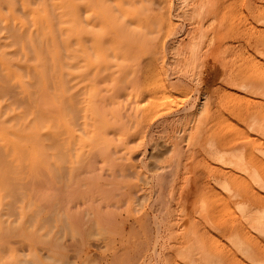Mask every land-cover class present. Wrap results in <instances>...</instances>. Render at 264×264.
<instances>
[{"label":"rangeland","instance_id":"obj_1","mask_svg":"<svg viewBox=\"0 0 264 264\" xmlns=\"http://www.w3.org/2000/svg\"><path fill=\"white\" fill-rule=\"evenodd\" d=\"M77 1L79 2V0H76V2ZM88 1L90 3L91 2L92 3H94V2L96 3L97 2V5L94 3V5H96V6L91 4V5H93L95 7L97 12H99V11L101 12V10H102L106 14L108 13V15L110 17H112V15L114 14V17H116V18L114 19V17H113V19L117 23L127 26L128 31L132 32V34H133V32H134L133 29H135L136 23L132 24V23L129 22L130 20H128V19H127V21H125L126 18L124 19V16H122V13H123L122 11H121V13L118 11V3L115 0H98V1L97 0H88ZM152 1H148V0L147 1L146 0H122L120 2L119 5H122V3H123L122 6L126 10L128 9L129 6H130L129 9H131L132 8L131 6H133L136 9L140 10L139 11L140 19H142L140 14L142 16L144 15V18L142 19V21L150 20V22H152V24L155 23L154 24L155 26H153V27H154V31H155V29H157V31H155L151 35L147 34L150 37L145 38L146 42L148 41L147 43H149V41H150V43H151V45L148 47V45H146L147 43L144 42L145 39L143 38V36H145L144 34L146 33V31L143 28H144V26H146L144 24H146V23L148 24L149 21L148 22H143L144 24L142 25V23H140L141 20L138 18L140 21L138 19L137 20L139 22L136 20V22H138V24H139V25L137 24L136 28L138 29V27H139V30L141 28L142 31H145L144 34H143V32L141 33V36H142L143 40H141L142 38H139V37H141V36H139V33H140L141 30L140 31L136 30L137 33L134 32V34L136 36H138L137 38H139V40H141V42H143V44L145 43V45H146L145 48L148 47L147 48L148 50H147V53H146V50H144V48H142L145 45L144 46L141 45L142 47H140L139 44L141 42L140 41L138 42V40L135 39L136 42H138L137 47L143 49V51H140L143 56L141 57L139 51H137V50L134 51V49H129L130 50L129 52L131 54H133V52H135V55L132 56V57H131V55H129L130 59H127V61L125 60L126 59L125 56H127V54H130V53L129 52H126V53L122 52L124 50V47H123L124 45L122 46L123 49H122V47L119 46L122 49L121 50L119 47H117V42L112 41V39L114 40L116 38V36L113 33H108V36L105 37V41L107 42L111 38V36H112V39H110L111 41L109 40V42L105 43L104 46L106 45L105 48L107 49V51L105 52V55H106L107 52L111 53V54H109V56L106 55L107 59L110 58L109 60H110L111 66H109L108 62H106L107 60H106V56H105V61H104V63L102 62L100 64V66H101V69H106V70L101 71V75H102L101 76V80L98 81L100 84L95 85V87L97 86L95 88L96 92L98 93L97 97L95 98V96H96L95 94H94V97H92L93 96V92H92L91 93L92 96L89 98L90 102H91V105H94L96 107L104 106L105 109H110V110H106V112L107 111L111 112L113 109L114 110L117 109L120 116H124L125 115L126 117L125 116L124 117H120L119 116L120 119H123L122 121L117 120V121H120V122H117L116 120H112V121L111 120H105V121L110 122V123L106 122V123H108L107 126L109 127L108 128L106 126L107 130L104 129L105 127L103 128L101 120H90V121L88 120L89 123L88 122L84 123V120H78L76 129H75L76 134L80 135L83 139H86L87 141H90V143L92 145H93L92 142H95L94 145H96L97 143H99L97 141L100 140V142H102V139H106L108 142L111 141L110 143L112 145V148H113L114 152L117 153V155H118L117 157H119V155H120V157L118 159L119 162H118V160H117V162L119 164H121V165L118 166V163H117V168H115L113 166L115 168L113 170H115V171L119 170L118 172H121V173H122V170H124L123 173H122V175L125 173L124 176L119 175L121 173H118V172H116V173H118V174H116L115 171H113L110 168V166H109V168L112 171L109 172L108 166L107 167H103L104 165L101 164V162H100L101 166H99V164L97 166H99V169L101 168L103 170L102 173H99L100 170L97 171V168H96V170L93 171L92 174H93V177H94V175L96 176L98 174H100V175H102V174L104 175L105 174L104 178L101 177L100 175L96 176L97 177L96 179L101 177V179H102L101 180V184H106L104 182H107L109 184L112 181L111 177H113V176H110V181H109L108 180L109 179V175H112V174L115 175L116 174L115 177L118 175V177L116 178L117 183H118V180L121 181V183L120 184L118 183L117 186L114 185V184H116L115 178H113L114 179L113 182L114 181L115 182L114 183L111 182V183H112V186L114 185V188L116 186L115 189H118L117 188L118 185H121V187H119V189H121V190L119 191V189H118L117 193L114 190L115 191L114 194L112 192L109 193V191H108L109 195L111 194L110 197H109L108 193H107V195L103 194V191L102 192H98V195H99L98 196L96 191H94L95 193L92 192L93 191V189H92L93 187L92 188L90 187L91 189L89 188V186H91L92 184L88 185V183H90V182H88L89 181L88 180L87 181L88 182L87 185H85V181H83L84 185L83 186L80 185V186H82V188L80 187V189L78 188V185L76 183H74L73 185H75V187H72L71 190H66L67 192L69 191V192H71L73 194L72 195L70 193L73 196V199H72V196H70L69 194L65 193L63 195L66 198H64V200H63L62 197L60 196L62 193H60V195H58L59 191H57V189L53 185V183L50 184L51 187L48 186V189H47V186L40 185V181H41V184H42L44 182L45 178H44V176L42 177V175H41L42 172L40 170H38L39 168L35 167L37 164H35L34 167L38 168V169H36V170L34 168L32 169V166L30 164L29 166H31L32 171L28 170V169H30V167H29L28 169L25 168V170L27 169L26 172L25 171H23L24 173L21 172L22 175H25V173H27V178L26 179H25L26 175L24 177V176L21 175V173H19V175H21L20 176L21 179H18L19 176H17L18 173L15 170V168L17 166H14V165L19 163L18 164L19 167L16 168V169L18 170V172H20L21 169H22L20 164L21 163L23 164V162H25L24 166L26 164H29L28 161H30L32 159V154L31 153H30L31 159L28 160L27 158H28L29 153L24 151L25 152L24 154L28 153V155L26 156L27 158H25L27 160V163H26L25 160L24 161H19L17 159L18 154L15 155V152H14V155L12 154L13 155L12 156V161L14 159L15 160L17 159L18 161H17V163L14 162V164H12V166L15 167V168L12 169V167H10L12 162L10 161L11 162L10 163L8 161L10 166H8L9 164L7 162V160H11L10 159L11 157L7 159L8 155L10 153H8V154L5 153L4 154L3 152L0 151V159H1L0 160V213H1L0 214V238H1L0 239V249H1L0 250L1 251L0 252V264H11L12 262L14 263V261L12 259H14V258L17 259L19 257L20 258L17 259V260L18 261L19 260L23 261L22 264H25V262L27 263V261L31 262V264H34V263L35 264H39V262L37 263L34 259H32L33 257H36V256H37L36 257L37 261H40L41 264L42 263L43 264H52V262H53V264H55V263L56 264H122V263L123 264H182L181 261L178 259V257H176L177 256L176 247L178 248V246H179L177 244L179 243V237L180 236H178L179 235L178 232L176 234H173L174 235L173 236V235L170 234V232L168 230H166V227L164 225L165 223L162 221V216L163 215H167L169 213L170 216L171 215L174 216V221L172 220V223L175 224V225L176 224L180 225L181 221H183L182 219H184L186 215H187V217H189L188 216V213H189V215L192 214V215H190L191 218L195 216L194 218H192V220L195 219L194 221H196V222L198 221L199 222L200 221V219H199L200 218L199 217L200 214L198 212L199 208L196 209V207L199 206L197 204H200L199 203L200 199L201 200L203 199L202 198V194H200L201 196L198 195L199 193H201L200 190H202V193L204 192L203 195H205L207 193L206 196H203V197H205L207 199V196H208V201H209V199H212L211 201H213V202L212 203L210 202V204H213V206H215V205H217L216 203L219 202V204L217 206H220V207L223 206V202H224L225 199H227V197L223 193L222 189L220 187H218L216 184H217L218 180H222L223 178L226 177L225 174L231 175V173H230L229 169L224 168V166H222L219 163H217V161L213 157H211L209 155L211 153V151H209V149H210L209 146H210V144H213L215 147H218L217 145L220 146V143H221L222 145H224V147L226 146L225 148H229V147H231L230 145L234 144V142L236 141V139H233L234 137L230 136L231 138H229V137L227 138V134H229V132H228L229 131V127H228L229 124H226V123L227 122L229 123V121L237 122L236 118H238L239 120L242 119L241 121L245 122V120H243V118L245 119V117H246V114H244V112L247 111V109H248L247 107H249L248 106L249 102H250V105H251L250 107L252 108L251 109L249 107L250 111H254V112L257 111L256 112L257 114L260 113L262 110L264 111V103H263L264 102V97L261 98L260 93H257L258 95H256L255 94L256 92L254 94L250 93L251 94L250 95V94H248L249 90L245 91V90H247L246 88H245V90H243L244 89L243 87H245V84H246V82L244 83V81H246V78H248L251 75H253L252 73H254L255 76H256V74L259 76L261 74V71H263L262 73L264 74V56H262L263 54L262 55L259 54V52H260L259 51L260 44L264 40V38L261 36V35L264 34V20H263L264 19V0H218V1L214 0L213 7L215 9H217V12L214 11V15H215L214 17H216V15H218L217 16V21L215 19L216 23L213 22V24H212L213 26L210 25V28L212 29L211 32H210L209 26H208L209 31L206 30V31H208L207 34L209 35L208 37H210V38H207V41H206L207 44H204L207 48L204 47V49L205 48L206 49L205 50L203 49V51H202V53L200 55V59L198 61V64L201 63V64L198 65V69H197V73H196V74H198V77H197V75L190 77L188 75H185L183 72L179 71L180 69L178 67V62L180 60H183V56H176V54L173 52L174 51L173 47H176L178 43H181V46L185 49V51L187 50L186 48H190L191 45H192V43H189V42H192L191 37H190V31H191L192 27L190 26L189 19H187L184 16L183 12H184L185 9H186L185 11L189 10V7L196 8V7H194V5H195L194 3H197L196 2L197 0H194L195 2L193 1L194 2L193 6L190 3H187L188 6H186L187 4H185L183 6L180 5L181 4V0H168L167 4L166 3H162L160 0H152ZM158 1H160V2H158ZM98 3H99V5H98ZM160 3H162V4H160ZM159 8H160V10H159ZM192 8H190V10H193ZM160 12H166L167 13V15H164V17L166 16L164 19H161V20L159 19V18H163L162 13H160ZM146 15H147V17H145ZM24 19L27 21V25L23 29H21L19 27H15L14 24H13V21L11 19L9 20L10 23L8 22V23H4V24L1 23V22H3V20L0 19V34L6 35V37L8 36V38H9V40H8V38H5V36L3 38L0 35V37L2 38L0 40H3V41L5 40V42H7L8 44L10 43L11 46L14 45L13 47H10V45H8V44H4V45L2 44L1 46H3V48L1 50H2V52L7 51L6 49L5 50H3V49L5 47L7 48V46H9L10 48H12L11 50L16 51L17 55H16L15 52H12V54L14 56L13 57L14 59L17 57L16 58L17 61L18 60H19V62H20V60L23 61L24 55H25V57L27 56V58L25 60L29 59L31 61L32 60L35 61V56L33 57L32 54L35 55L34 51L39 53L40 51H42L41 50L42 48L40 49L41 45H40L38 39L36 38V36L33 37V42H30L29 34L33 31L34 28L32 29V26H31V23L29 22V19L27 20L25 17H24ZM90 19H92V18H90ZM107 19L109 20V17H107ZM165 19H167V20H165ZM162 20L165 21V23H167V24H165ZM26 21H25V23H26ZM4 22H6V21L4 20ZM82 22L85 23V19H83V16H82ZM91 22L92 23L96 22L95 18H93L91 20ZM159 22L161 23V25H160ZM133 23H134V21H133ZM149 24L152 26L151 23H149ZM164 24L166 26H164ZM9 25H11V26H9ZM133 25H135V26H133ZM158 25H159V27H158ZM167 25L168 26L170 25L167 28L168 31L165 30L166 29L165 27H167ZM6 26H8L7 28H9L8 29L9 31L7 29H5ZM197 26H199L198 23H197V25L195 27L197 28ZM10 27H12V28L14 27L16 29L15 30L13 28L15 30V33H14V30L11 29L12 32H13L12 34L14 36H12V34H11ZM132 27H133V29H132ZM160 27L164 28V29L162 28L163 31H161V30L159 31ZM87 29L92 30L91 26L87 27ZM156 32H157V34H156ZM168 32H169V35H166V34H168ZM259 33H260V35H259ZM160 34H162V35H160ZM147 35H146V37H147ZM156 35H158L159 38ZM107 37L109 38L108 40H107ZM154 37H155V39H154ZM149 38H151V40H149ZM258 38L259 39L263 38V40L261 39V42H260V40ZM156 39L157 40L158 39H162L167 44V45H165V51L164 52H163V50H160V49H157V48H156V50L158 52L155 51L154 49L151 50V46L153 48H155L154 47V42L157 41ZM208 39L209 40L211 39V41H209ZM257 39H258V41H257ZM3 41L2 42L0 41V42L3 43ZM110 42H112L114 46L116 45L115 47L117 48V50L115 49V47L113 45H112V50L110 49V45H111ZM258 42H260V43H258ZM160 43H158V45ZM119 44H121V42ZM255 44L256 45L259 44L258 45L259 47L257 46L258 48H256L254 46ZM31 45H33V47ZM155 46H157V45H155ZM19 47L20 48L23 47V48L20 49ZM24 47L27 50L24 49ZM89 48L90 49L88 50V52H90V50L92 51L90 46H89ZM255 49H257L259 52H257V50H255ZM11 50L9 49L10 52H11ZM126 50H128V49H126ZM28 51L30 53H28ZM113 51H114V54H113ZM119 51H120V53L126 54L125 56L122 54V57L125 58L124 60L119 61L122 58L120 57V59L117 60V56H114L116 54H119ZM144 51L146 53L145 55L143 54ZM23 53H24V55H23ZM93 53L94 52H92V56L89 55L90 59L92 61V64L96 63V61H97V58H95L96 55L93 56ZM138 53H139V55H138ZM151 54H152V56H151ZM18 55H20V56H18ZM42 55H44L43 51L41 53V56ZM44 56L42 58H44L46 60L47 56L46 55H44ZM119 56H121V55H119ZM30 57H32L33 59L32 58L30 59ZM25 60H24V62H26ZM22 61L20 62V64H22ZM34 61H32V62L35 63ZM46 61H45V63H46ZM252 62H254V65H255V63H256L257 66L259 64L260 65L258 67L256 65L253 66ZM47 63L50 65L51 62L48 60ZM130 65H132V66H130ZM116 66H118V67H116ZM110 68H112V71L110 70ZM115 68H118V69H115ZM26 69H27L28 72L26 71ZM133 69L136 70L137 75L134 72L135 70L133 71ZM148 69H150L151 71H149ZM30 70L31 69L25 68V69H23V71L26 72V75H25V72L22 73V71H21V73L23 75V79L25 80V78H26L25 81L27 82V84L28 85L30 84L29 86H27V84L25 83L26 87H28L27 89H29L30 92H32L31 93V97L29 96V94L27 92H25L23 89L19 88L17 83L12 78L9 77L10 78L9 80H11V82L13 81L12 83H9V81H7L8 80V76H6L7 80L3 79V78H5L4 75H6V74L4 72H2V74H3V76H2L1 73H0V82L2 83V84L0 83V107H4V105H6V101L8 99H9L8 101H10V102H7L8 103L7 106L12 107V106H14L16 104L15 108H13V109H18L19 112H21V109H22L21 113H23V108L26 109L25 111L28 110L27 111V113H28V112H30L29 108H32L33 106L35 107V104H37V102H38V101L35 102V99L37 100L39 98V97L37 98V95L40 96V94H38V90L37 89H40L41 86L39 85L40 80H39V76H38V74L36 72L35 73L37 74L36 75L37 77L35 76L34 71L32 72V70H31L32 73L28 74V77H27V73H29ZM108 70L111 71V72L110 71L108 72L109 75L107 73ZM122 71H123V73H122ZM0 72H1V70H0ZM88 72H89V74H91L93 76V79H92V76L89 77V78H91V81H94L93 72L91 70H89ZM119 72H121V73L118 74ZM124 73L125 74L127 73V75H124ZM133 73H135V74H133ZM248 73H250V74H248ZM114 74L118 75V76H114ZM128 74L131 76V78L134 76L133 79H131L128 76ZM139 74L140 75H143V74L146 75V77L148 79L152 78L153 81L156 82L157 84L156 83L153 84V81L151 80L152 81V85H153L152 86L151 85V81H150V83H148V79L146 81L144 75H143L144 80H141L143 78L141 76V79H140ZM263 74H262V77L259 76V81L264 78ZM29 75L32 78L36 77V79L34 78L32 80ZM104 76H106V77L104 78ZM156 76H159L161 78L158 77V79H157ZM228 76H229V79H228ZM258 76H257L256 81L258 80ZM119 77L120 78L122 77V79H120ZM155 77H156V79H155ZM126 78H128L129 81H131V80H133V82L135 81L134 83L138 82V84H136V85L134 84L135 85L134 87H136V86L139 87L140 86V88H141V86L143 84L141 89H143V91L145 90L144 91L145 94H143V93L141 94V92L138 93V95H140V96L142 95L141 98L138 95H136L137 92H138L137 91L138 88L137 89L133 88V89H136V90H133L132 87H131L132 85H130V87H131L130 88L128 86V84H131L132 81L129 83V82H127L128 80ZM119 79L123 80V81H124V79H126V83H125V81L124 82L123 81L120 82ZM136 79H137V81H136ZM138 79H140V80H138ZM34 80H36V81H34ZM114 80L118 81V82L115 83ZM101 81L103 83H101ZM106 82H108V85H107ZM34 83H35V85H34V89H33V86L31 84H34ZM119 83L121 85H119ZM242 83H244V84L242 85ZM4 84H7V85H4ZM95 84H97V82ZM117 84H118V86H117ZM113 85H114V87H113ZM115 85L117 87H115ZM16 86H18V88L20 89V92L24 91L23 95H22V93L21 94L17 93L19 91H18ZM99 86H100V88H99ZM122 86H123L124 90L122 89ZM37 87H39V88H37ZM149 87H153V88L155 87V88L154 89L150 88L151 89V91H150ZM16 90H17V92H16ZM32 90L33 91L35 90L37 92L36 97H35L36 92L34 91L35 92L34 93ZM126 90H127V92H125ZM13 91L16 92V93H14ZM90 91H91V89H90ZM132 92L135 93V94H133ZM128 93H130V94H128ZM26 94H27V96H26ZM108 94H110V95H108ZM152 94H154V96L157 97V98H154L152 96ZM20 95H22V96L20 97ZM135 95L139 97L138 102H137V99H136ZM257 96H259V97L257 98ZM27 97L32 99V104L33 105L31 104V100L30 99H29V101L26 100ZM133 97H135V99ZM22 98H24L27 102L24 99H22ZM91 98H93L92 100H95V102L92 101ZM104 98L106 100H103ZM20 99H22L21 101H23L26 106L24 105L23 102L20 101ZM206 99L209 100V101H207ZM230 99H232V100H230ZM152 100H154L155 102L153 101V103H152L151 102ZM156 100H158L159 103L162 102V101L163 102L166 101L165 102V106H164V104L160 103L161 107L163 106L162 108H166V109H161V107H160L159 111L154 109L156 107L155 103H156V105L158 103ZM15 101H16V103H15ZM203 101L211 102L212 105H210V108H212L211 111H212L213 115L211 116L212 118H209L206 121L202 120L205 125L201 122L200 127L198 128V130H199V133H198L197 132L198 130L196 129L198 127V125H196L197 124V122H196L197 120L196 119L194 120V118H195L194 114H195V112H197V110L199 109L200 104H202ZM255 102H256V104H255ZM257 102H259V103H257ZM137 103H138V105H136ZM233 103L236 104V105H234ZM150 104H152L154 106V107H151V108H153V111L154 110L157 111V112L154 111L155 112L154 116L157 113L158 116L157 115L156 116L158 117V120L156 119L157 117L156 118L153 117L156 120H154L151 116L148 117V113L150 114L152 112V109L151 110L149 109L150 106H151ZM253 104L255 105V109H254V105ZM258 104H260L261 106L258 105ZM257 105L259 106L260 109H258V107L256 108ZM16 106H17V108H16ZM20 106L21 107L24 106V107L21 108ZM38 106H39V104L36 105V108ZM111 107H112V109H111ZM147 109H149L151 112L149 110H147ZM35 110L33 109L31 112H33V111L36 112ZM120 110H121V112H120ZM140 110H142V111L140 112ZM160 110H162V112ZM238 110H239V112H238ZM240 110H242V112ZM25 111H24L23 114L26 115ZM235 111H236V113H235ZM233 112H234V114H233ZM237 113H239V114H237ZM121 114H124V115H121ZM159 114L162 116V118L161 117L159 118ZM240 114H242L241 115L242 117L240 116ZM141 115H142V117H141ZM79 117H80V115H79ZM138 117L140 119H142V120L138 119ZM230 118H234L235 120H228ZM129 119H132V120H129ZM175 120H180L181 124L174 131L172 129L173 128L172 125H174V124H172V122L174 123ZM13 121L16 122V120H13ZM13 121L11 120L12 126H11V123H9L10 121L8 122L6 120V122L4 124H3V121H0V128H2L1 131H3L5 129L3 127H5L4 125L7 122L10 124V125L8 124L7 126H11V127L15 126L18 130L19 129L22 130V131L25 130L26 132L23 131V132H25V134H27V132H28L27 128H26V125L30 126L28 128H30L31 131H30V133L28 132V134L32 135V138H33L32 141H34V142H31V143H33L34 146H35V149H37V150H35L34 154H36V155L39 154V152H38L39 150L37 148L39 146V143L37 142V140L39 139V136L36 137L37 136V131H38L36 129H37V127H39L38 126L39 124L37 125V123H39L40 120H30V121L29 120H25L27 123L25 125L23 124V126H21L22 123H20V122L23 121V123H24V120H22V121L20 120V122H18V120H17V124L20 123V125H17V126H16V124H13ZM123 121H124L125 124L121 123ZM111 122H113V123H111ZM165 122L168 125H165ZM51 123H52L51 121H50L49 124H48V122L43 123V128L46 127L45 128L46 130L49 128L51 133H57L58 131H55V129H53V128L55 126V128L57 130V127L59 125L57 126L56 122H54V121L52 123L53 126H52ZM106 123L104 125H106ZM224 123L226 125H228V126H226ZM45 124H48L49 126L45 125ZM169 124H172V125H169ZM31 125H34L33 128H32ZM114 125H116V127L118 126L117 127L118 129ZM87 126L89 128H87ZM113 126L115 128H113ZM169 126H170V128H169ZM22 127H23V129H22ZM24 127L26 129H24ZM122 127H124L126 130H128V128H129L128 132H124L125 129L122 128ZM16 128H15V130L17 132L18 130ZM45 129H43L42 131L45 132L46 131ZM52 129H53L54 132L52 131ZM119 129H121V130H119ZM33 131H35L36 134L33 133ZM101 131H102L103 135L100 134ZM4 132H5V130L2 132L3 134L2 133H0V134L5 135L6 132H5V134H4ZM19 132H21V131H19ZM196 132H197V134H195ZM220 134H222V135H220ZM64 135H65V133H64ZM95 135H99L100 139H95V138L98 137V136H95ZM169 135H172V137H173L172 140L173 141H169V139H168ZM11 136H13V135H11ZM85 136H87L88 138L85 137ZM261 136H263V135H261ZM15 137H16V135L14 136V139H16ZM48 137L50 138V136H48ZM215 137H216L217 140L215 139ZM52 138H53V141L51 140V142L54 144L56 142V139H54V137H52ZM66 138L63 136V138H62L63 141L64 140L66 141ZM211 139L213 140V143L211 142L212 141ZM30 140H28V141H30ZM261 140L264 141V137L263 138L261 137ZM22 141L25 142V140H22ZM48 141H49V139H48ZM229 141L233 142V143H228ZM78 143L80 144L79 139H77V140L74 139L73 142H72V144H74L75 148L76 147L79 148V149H77V148L74 149V146L72 145L73 146V150H72V152H70L71 155H73L72 158H73L74 161L77 160V157L81 158L82 160L86 159L84 161H87L88 159L86 158L87 156L85 157V155H86L85 153H87V151L89 150V147H87V146H85L83 144L79 146ZM172 143H174V144H172ZM0 144H2L1 141H0ZM35 144H37V145H35ZM119 144H121L123 148L121 147V145L118 146ZM207 146H208V151H207ZM1 147H3V146H1ZM82 147L85 148V149L81 151ZM126 147H128V149H130V150L126 151L127 150ZM220 147H223V146H220ZM177 150H178V152L183 154V156H180L181 154L178 153ZM74 151H75V154H74ZM1 153H3V154H1ZM68 154L69 153L65 154V156L63 158L64 160L66 159L67 163L66 164L64 162L63 163L66 165L65 167L67 169H65V167H64V172H63V170L61 171V173L63 172L62 175L65 176L66 181H67V179L69 177V172H70L68 170V167L70 166L69 165V158L67 159V155ZM5 155L7 157H5ZM19 155L22 158L24 156V155L22 156V152ZM81 156H83V157H81ZM131 156H133V157H131ZM129 157H130L131 161L130 160H128V161L126 160V158L129 159ZM5 158L7 160H5ZM120 159H122V160H120ZM203 160H205V161H203ZM31 161H30V163H31ZM49 161H51V160H49ZM53 162H49V163L53 164ZM133 162H134V164H132ZM63 163H62V166H64ZM123 163H124V165H122ZM127 163H129V165ZM131 164H132V168L133 169L131 168ZM192 164H195V166L192 165ZM2 165H3V167H2ZM5 165H7L6 168H5ZM192 167H194V169H195L194 173L196 175L194 183H196L198 181L196 183V186L197 185L198 186L196 187L194 185V183L192 184V187L193 188L196 187L195 188L196 190L194 189V191H193L192 188H190V190H192V193H191L192 195L191 196L194 199L190 198L192 200H189L190 195L189 196H186V195H187L188 192L190 194V191L185 193V192H183V189H185V191H187V189H186L187 186H185V185H187V182H188L187 178H189L188 177L190 175L189 171L190 172L192 171L190 169ZM7 168H9L10 170L9 169L7 170ZM103 168H105V169H103ZM222 168H223V170L226 171L225 174H224V177H223V175H221L220 172H218L219 174L217 172H215L216 169H222ZM14 170H15V174H16L15 176H17V177H13L12 176V175H14L13 174ZM23 170H24V168H23ZM34 170L36 171L35 174L38 173V172L39 173L35 175L33 173ZM8 171H9V173H8ZM197 171H199L200 173L197 172ZM227 171L229 173H227ZM111 172H112V174H111ZM107 174H108V176H107ZM10 175L12 176L13 180H17L18 183H15V181H14V183L16 185L13 183V180H11V178H9V180H7L8 176L11 177ZM162 175H163V177H162ZM220 175H221L222 178H220ZM3 176H4L5 179L3 178ZM29 176L33 177V180ZM84 176L86 178V175H83V177ZM23 177H24L25 183L31 185V187H28L30 189L27 188V186H30V185L24 184L25 185V187H24L23 185H21L19 183V182L22 181ZM87 177H88V175H87ZM166 177L168 178V180L165 179ZM14 178H17V179H14ZM105 178L108 181H105L104 180ZM38 179H39V181L37 182ZM19 180H21V181H19ZM28 180H29V182H27ZM31 180L32 181L35 180L34 183ZM7 181L9 182L8 184H7ZM95 181H97V180H95ZM102 181H104V182L102 183ZM10 182H12L14 185L12 183H10ZM36 182H37V185H35ZM23 183L24 182H22V184ZM83 183H81V184H83ZM17 184H19V186ZM57 184H59V183H57ZM108 184H106V185H108ZM161 184L162 185L164 184V185L161 186ZM171 184L173 186H170ZM174 184H176V185H174ZM38 185H40V188H42V189L37 187ZM109 185H111V184H109ZM159 185H160V187H159ZM182 185L185 186L186 188L185 187L183 188ZM10 186H12L11 189H10ZM86 186H88V188L91 190L90 195L92 193H93L92 196L96 194V196H93L92 198H90L91 201L89 199L90 196L88 195V192H90V190ZM112 186H110V187H112ZM20 187H22V189ZM108 187L109 186H107V188ZM110 187H109V189H106V190L112 191L114 189V188L111 189ZM170 187H175V188L178 187L176 190H178L181 187H182V189H181V191L178 190L177 191L178 193H177L176 190L174 191V189L171 188V189H173V190H171V191H173V193H174L173 194L170 191ZM31 188H33V189H31ZM160 188L162 190H160ZM12 189H13V191H11ZM206 189H207V192H206ZM26 190H29V191H26ZM42 190L43 191L44 190L47 191L49 193V195H47V197H46V195H45L46 192L44 191V193H43ZM72 190H74V191H72ZM87 190H88V192H87ZM37 191L40 192V193H37V195H36ZM84 191H85V193H84ZM32 192H33V194H32ZM54 192H55V195L53 194ZM56 192H57V195H56ZM60 192H62V191H60ZM104 192H107V191H104ZM181 192L184 193V196H186L188 198L187 206H188L189 203H190V205H192V209L191 210L189 209L190 206L187 209L185 208L187 206H185V207L183 205L180 206V204H183V202H182L183 200H181V199H182V197L184 198V196L181 195L182 194ZM22 193H24V194H22ZM75 193H76V195H75ZM216 193H219V194H216ZM10 194H11V196H9ZM18 194H19V196H18ZM39 194H41V195H39ZM66 194L69 195L68 198H67ZM102 194H103V196L104 195L107 196V198L104 197V199H105L104 202H101V201H103L101 199V196H100ZM157 194H159V195L157 196ZM165 194H166V196H165ZM171 194H173V195H171ZM24 195H26V197H23ZM27 195H28V197H27ZM52 195H53V197H51ZM80 195H81V197H80ZM124 195H125V197H124ZM34 196H36V197H34ZM103 196H102V198H103ZM197 196H199L200 198L197 197ZM221 196L224 197V200H223V198ZM60 197H61V199H59ZM94 197H95V199L93 200ZM96 197H99V198H96ZM111 197H112V200L110 199ZM179 197H181V198H179ZM36 198H38V199L40 198V200H38ZM69 198L74 200L73 202H71V203H73L72 205H70L71 203L67 204L70 201ZM88 199H89L90 202H92V200L95 201V203H94L95 206L93 205V207L95 208L96 211L95 210L93 211V207L91 205L92 203L90 204L91 206L88 204V203H90L88 201ZM97 199H98V202H97ZM100 199H101V201H99ZM213 199L215 201L217 200L218 202H214ZM5 200H6V202H5ZM58 200H61V203L62 202H64V203L61 204L60 201H58ZM108 200H110V201H108ZM116 200H118L117 202H120V203L117 204ZM197 200L199 202H197ZM85 201H87L86 204L88 206L85 204ZM113 201H115V202L113 203ZM190 201H192L194 203H191ZM99 202L102 203V204H100ZM111 202H112L113 206H112V204L110 205ZM121 202H122V204H121ZM10 203L11 204L13 203V204L10 206L9 205ZM42 203H44V204H42ZM162 203H164L163 205H164L165 210L168 208L169 211H168V209H167V211H165V210H163L164 208H162L161 209V210H163L162 213L164 211L168 212V213L167 214L163 213V214L159 215L160 213H158V211H160V210H158V208L161 207L160 204L162 205ZM214 203H215V205H214ZM83 204H84V206H83ZM115 204L119 205V207H117ZM166 204H167V207H165ZM60 205H62V207H63V205H65V206L69 205L70 207H72L70 212H72L73 209H74V211L72 212L73 214H71L72 218H70V216H66V215L61 216V217L58 216L56 210H57V208H61ZM163 205H162V207H163ZM69 206H68V209H67V207H63V209H64L63 211H65V210L69 211ZM98 206L100 208H98ZM103 206L104 207L107 206L108 208L105 207L106 209H104ZM109 206L112 207V210L110 209L112 212H113V208L115 209L114 211H116V209H118L115 212L116 214L112 213V212L111 213L114 214V216H116L118 214L116 216V220L119 223L113 222L111 220V218H110L112 223L109 224V226L107 225V226H104V227H111L112 228L114 226L115 229L113 228L111 230L109 228V230H107L108 228H106V229L103 230L102 228L101 229L98 228L99 230H101V231H99L97 229V226H96V223H95V220H94L95 218L93 219L94 220L93 221L92 220V216L93 215H91V214H94V216H96L98 214L97 212H99V211L102 212V210H103L104 212H107L105 210L109 209ZM182 206H183V208H185V211L187 210L186 214H184L185 212H181V210L183 209V208H181ZM10 207H12L11 210L14 211V212H11V210L9 211ZM42 207L44 208L43 210H42ZM84 207L87 208V211H86V209ZM101 208H102V210H98V209H101ZM216 208L217 207H215V209ZM220 209L221 208H219V210L217 211V214H220L221 212H219V211H222L223 208L221 210ZM189 210H190L191 213L188 212ZM22 211H23L24 216H25V219H24L25 221L23 220ZM81 211H83V212H81ZM155 211H157V212H155ZM94 212H96L97 214L94 213ZM104 212L102 214L99 213L100 215L98 214L97 216L98 217H102V219L106 223H107V221L110 222V220L103 218L104 215H105ZM120 212H121L122 216L120 215ZM9 213L11 214V216L9 215ZM33 213H35V215H37V216L34 217ZM64 213H66V211ZM126 213H127V215H126ZM182 213H183V215H182ZM55 214H57L59 219H57ZM76 215H77V217H76ZM144 215L146 216V218L149 215V218H150V220H147L146 223L144 222L146 220ZM226 215H228V214H226ZM182 216H184V217H182ZM126 217L127 218L129 217V218L127 219ZM149 218H147V219H149ZM155 218H158V219H155ZM72 219H73V221H72ZM53 220H54V222H53ZM121 220H122V222H121ZM192 220H190V221H192ZM28 221H31V222H28ZM123 222H124V224H127L126 226L123 225V229L125 228L124 230L122 229V227L120 228V226H121L120 223L123 224ZM17 223H18V225H17ZM24 223H25V225L27 227H25ZM27 223H30V224L28 225ZM106 223H103V225L104 224L106 225ZM113 223H115V225H112ZM143 223L147 224L146 227H148V228H146V230H147L146 232L147 233L144 232L146 234H143V231H142V229H144V226H145V225L141 226ZM149 223H151V224H149ZM118 224H120V225H118ZM148 224L150 225L151 228L148 226ZM30 225L34 226V228L33 227L31 228ZM110 225H112V226H110ZM6 227L9 228V231H11V234H9V232L6 231L7 230ZM116 227H118L117 230H116ZM139 227L140 228L143 227V228H141V230H140ZM18 228H19V230H18ZM149 228H150V230H149ZM198 228L201 229V227H198ZM13 230H15L16 233ZM25 231L27 233H25ZM28 231H29V233L31 232V234H28ZM33 231H34V233H33ZM208 231H210L209 236H211V234H212V236L217 240V242L218 241L220 242V240H221V243H218V246L221 247L223 243H224L223 247L227 246V243H228L227 240H226L227 236H224L222 234V232H218L217 231L214 234L211 229H209ZM35 232L37 233V235H35ZM219 233H221V235ZM8 234H9V237H8ZM18 234H20V236L22 235V237H21L22 239L20 237L18 238V236H17V238L15 237ZM25 234L26 235H30V236L27 237ZM199 235H203L202 231H201V233ZM3 236L5 237L4 239H3ZM37 236H38V239H37ZM24 237H25V239H24ZM225 237H226V239H225ZM177 238H178V240H177ZM33 239L35 240V242L33 241ZM20 240L24 241V242H21ZM176 240L178 241V243L176 242ZM30 241H31V243H30ZM9 242H12V244L9 243ZM19 243H20V245L22 244L23 246H20V245L18 246L17 244H19ZM5 245H6V247L8 249L3 248V247H5ZM14 245L16 247L18 246L17 250H16ZM28 246H31V247H28ZM9 247H12V248L10 249ZM21 247H22V249H21ZM29 248H31V249H29ZM2 250H4V251L2 252ZM9 250H12V251L14 250V255ZM19 252H21V253H19ZM23 252L25 254H23ZM31 253L32 254L34 253V254H33L32 257L29 258V256L32 255ZM17 255L19 257H17ZM119 258L121 259V262L119 261L120 260ZM26 259H27V261H26ZM47 261H49V262H47ZM117 261H119V262H117ZM27 264H30V263H27Z\"/></svg>","mask_w":264,"mask_h":264},{"label":"bare ground","instance_id":"obj_2","mask_svg":"<svg viewBox=\"0 0 264 264\" xmlns=\"http://www.w3.org/2000/svg\"><path fill=\"white\" fill-rule=\"evenodd\" d=\"M98 1V0H97ZM117 3H118V11L121 13V11L123 12L122 13V16H124V19H125V21H127V19L128 20H130L129 22L130 23H132V24H135L136 23V26L135 25H133V26H135V29H133V27H132V29L134 30V32H136V30H138V31H140V33H139V36H141V33L143 32V34L145 33V31H146V33L144 34L145 36H143V38L145 39V38H148V37H150V36H148V35H151V34H153L155 31H157V29H155V31H154V27L153 26H155L154 24L155 23H153L152 24V22H150V20H144V21H142V19L144 18V15L142 16L141 14H140V16L142 17V19H140V17H139V11L140 10H138V9H136L135 7H133V6H131L132 8V10L131 9H129V7H128V9L126 10L125 8H123V3H122V5H119L120 4V2L122 1V0H115ZM147 1V0H146ZM148 1H152V0H148ZM162 3H168V0H160ZM160 1H158V2H160ZM194 0H181V4L180 5H185V4H187V3H190V4H192V6H193V3L195 2H193ZM218 1V0H217ZM80 2V3H79ZM79 2L77 1L76 2V0H0V19L1 20H3V22H1V23H8L9 22V20L11 19L12 21H13V24H14V26L15 27H19V28H21V29H23V28H25L26 27V25H27V21L24 19V17L28 20L29 19V22L31 23V26H32V29H33V31L29 34V40H30V42H33V37L34 36H36V38L38 39V41H39V43H40V45H41V47H40V49L43 51V54L44 55H46L47 56V59L51 62L50 63V65L47 63V61L44 59V58H42L44 55H42L41 56V53H42V51H40L39 53L38 52H36V51H34V54L35 55H33L32 54V56L34 57L35 56V61L34 60H32V61H34L35 63H33L31 60H25L26 58H27V56L25 57V55H24V53H23V55H24V59H23V61L22 60H20V62L22 61V64H20V62H19V60L17 61V57L14 59L13 57V54H12V52H15L16 53V51H13V50H11L12 48H10V47H13V46H11V44L9 43H7V42H5V40L3 41V40H0L1 42L3 41V43H1L0 44V70H1V75L3 76V74H2V72H4L6 75H4L5 76V78H3V79H6V76H8V80L7 81H9V83H12L11 82V80H9L10 78H12L16 83H17V85L19 86V88H21V89H23L25 92H27L28 94H29V96L31 97V93L32 92H30V90L29 89H27L28 87H26V84H27V82L25 81L26 80V78H25V80L23 79V75H22V73H24L25 71H23V69H25V68H28V69H31L32 70V72L34 71V73L36 72L37 74H38V76H39V80H40V83H39V85L41 86L40 87V89H37L38 90V94H40V96H38L37 95V92H36V94H35V97H36V95H37V98L39 99H35V102L36 101H38L37 102V104H39V106L36 108V105L37 104H35V107L33 108L36 112H31L33 109L32 108H29V110H30V112H28L27 113V111H25L26 109L25 108H23V107H21V108H23V113H24V111H25V113H26V115L25 114H23V113H21L22 112V109H21V112H19V110L18 109H13V108H15V105L14 106H12V107H10V106H7V102H10V101H6V105H4V107H0V121H3V124L6 122V120L9 122V123H11V120L13 121V120H16V122L15 121H13V124H16V126L17 125H20V123H22L21 124V126H23V124L25 125L27 122L25 121V120H40L39 121V123H37V125L39 126V127H37L35 124V126L37 127V129L36 130H38L37 131V136L36 137H38L39 136V139L37 140V142L39 143V146L37 147L38 148V152H39V154H34L35 153V150H37V149H35V146H34V144L33 143H31V142H34V141H32V135H29L28 134V132L30 133V131H31V129L30 128H28V127H30V126H28V125H26V128H27V134H25V130H23V131H25V132H23L22 130H18L14 125V127H11L12 126V123H11V126H7L9 123L7 122L4 126L5 127H3V128H5L4 130H5V132H6V134H5V132H4V134L5 135H2L3 133V131H1L2 130V128H0V133H2V134H0V141H1V143L2 144H0V151L1 152H3L4 154L6 153V154H8V153H10L9 155H8V157L5 155V157H7V159L8 158H10L11 160H7L6 158H5V160H7V162L9 161H11L10 163H11V166H10V164H9V162H8V166H10V167H12V169L13 168H15V167H13L12 166V164H14V162L15 163H17V161L19 160V161H26V163H27V160L25 159V158H27L26 156L28 155V153H29V155H28V160L29 159H31V155H30V153L32 154V161H31V163H30V161H28L29 162V164H26L25 166H24V163L25 162H23V164L21 163L20 165H21V171L20 172H18V170L16 169V168H18L19 166H18V164L19 163H17L16 165H14V166H17L16 168H15V170L17 171V176H19V178L18 179H21V175H22V173L21 172H23V171H25L26 172V170L30 167V169H28L29 171H32V169L34 168L35 170L36 169H38V170H40L42 173H41V175H42V177L44 176V182L41 184V181H40V185H44V186H47V189H48V186H50L51 187V183H53V185L56 187V189H57V191H59L58 192V195H60V193H62L60 196L62 197V199L64 200V198H66V197H64V195L63 194H65V193H67V194H69L70 196H72L73 194L71 193V192H67L66 190H71V188L72 187H75V185H73L74 183H76L77 185H78V188L80 189V187L82 188V186L84 185V183H83V181H85V185H87V183L88 182H90V183H88V185L90 184H92L91 186H89V188L91 187H93L92 189H93V191L92 192H94V191H96V193H97V195H98V192H102L103 191V194H106L107 195V193H108V191H109V193H115V191H116V193H117V190L119 189V187H121V185H118V189H115L116 188V186H117V184L119 183H121V181H119L118 180V183H117V180H116V178L118 177V175L115 177V175L116 174H118V173H121V172H118L119 170H113V169H115V168H117V163L119 162V157H120V155H119V157H117L118 155H117V153L116 152H114V150H113V148H112V145H111V141L110 142H108L106 139H102V142H100V140H98L97 142H99V143H97L96 145H94V143L95 142H92L93 143V145L90 143V141H87L86 139H83L80 135H78V134H76V131H75V129H76V126H77V122H78V120H84V123H86V122H88L89 123V121L90 120H101V122H102V126H103V128L105 129V130H107L106 129V126L108 125V123H110V122H108V121H105V120H120V121H122L123 119H120V117H124L125 115L124 114H121V115H124V116H120L119 115V112H118V110L117 109H113L111 112H109V111H107L106 112V110H110V109H105V107L104 106H100V107H96V106H94V105H91V102H90V97L92 96V92H93V96L92 97H94V94L96 95L95 96V98L97 97V92H96V87H95V85H98V84H100L98 81L99 80H101V71H103V70H106V69H101V66H100V64L103 62L104 63V61H105V56L107 55V56H109V54H111L110 52L108 53H106V55H105V52L107 51V49L105 48V46H104V44L105 43H107V42H109V40L110 39H112V36H111V38L109 39L108 37H107V42L105 41V37L106 36H108V33H113L115 36H116V38L113 40L112 39V41H115V42H117V47H122L123 45V47H124V50L122 51V52H124V53H126V52H129L130 50L129 49H134V51H143V49L142 48H144V50H146V53H147V48L151 45V43H150V41H149V43H147L146 42V39H145V43H147L146 45H148V47L147 48H145L146 47V45H145V43L143 44V42H141V40H143V38H142V36L141 37H139V38H142L141 40H139V38H137L138 36H136L135 34H134V32H133V34H132V32H130V31H128V29H127V26H125V25H122V24H119V23H117L114 19L116 18V17H114V14L112 15V17H110L109 15H108V13L106 14L104 11H102L101 10V12L99 11V12H97V10L95 9V7L94 6H96L97 5V2L95 3L96 5H94V3H90L88 0H79ZM83 2V3H82ZM131 2V1H130ZM142 2V1H141ZM153 2V1H152ZM192 2V3H191ZM197 3H194L195 5H194V7H196V8H192V7H189V10H187V11H185L184 10V12H183V14H184V16L187 18V19H189V21H190V26L192 27V29H191V31H190V37H191V40H192V42H189V43H192V45H191V47L190 48H186L187 50V52L185 51V49L181 46V43H178L177 44V46L176 47H173V52L176 54V56H183V60H180L179 62H178V67H179V71H181V72H183L185 75H188V76H190V77H192V76H195V75H197V77H198V74H196L197 73V69H198V65L199 64H201V63H199L198 64V61H199V59H200V55H201V53H202V51H203V49H204V47H206L204 44H207L206 43V41H207V38H210V37H208L209 35L207 34V32L209 31V29H208V26H209V28H210V25H212L213 24V22H215V19H216V21H217V16L218 15H216V17H214L215 15H214V11H216L217 12V9H215L214 7H213V5H214V0H197L196 1ZM154 3V2H153ZM162 3H160V4H162ZM91 4H93V5H91ZM98 5H99V3H98ZM148 5V4H147ZM151 5V4H150ZM127 6V5H126ZM186 6H188V4L186 5ZM122 7V8H121ZM125 7V6H124ZM162 8V7H161ZM190 8H192L193 10H190ZM144 9V8H143ZM142 9V10H143ZM148 9V8H147ZM159 10H160V8H159ZM108 11V10H107ZM146 11V10H145ZM109 12V11H108ZM142 12V11H141ZM215 12V13H216ZM219 12V11H218ZM118 13V12H117ZM119 13V14H120ZM160 13H162V16H163V18H159L160 20L161 19H164L165 17H164V15H167V13L166 12H160ZM166 13V14H165ZM112 14V13H111ZM22 15V16H21ZM86 17H85V16ZM82 16H83V19H85V23H83L82 22ZM170 16V15H169ZM85 17V18H84ZM107 17H109V20L107 19ZM113 17H114V19H113ZM145 17H147V15L145 16ZM152 17V16H151ZM161 17V16H160ZM90 18H95V20H96V22H91V20L92 19H90ZM141 20H139V19ZM140 21V23H142V25L144 24L143 22H148V24L146 23V24H144V25H146V26H144V28L143 29H145V31H142V29L140 28V30H139V27H138V29L136 28L137 27V24H138V20ZM168 19V18H167ZM167 19H165V20H167ZM263 19V18H262ZM4 20L6 21V22H4ZM136 20L138 21V22H136ZM264 20V19H263ZM25 21H26V23H25ZM133 21H134V23H133ZM163 21V20H162ZM91 22V23H90ZM164 23H165V21H163ZM162 22V23H163ZM10 23V22H9ZM149 23H151L152 24V26L149 24ZM160 23V22H159ZM170 23V22H169ZM197 23H198V25L199 26H197V28L195 27L196 25H197ZM216 23V22H215ZM165 24H167V23H165ZM164 24V26H166ZM139 25V24H138ZM160 25H161V23H160ZM9 26H11V25H9ZM89 26H91V28H92V30H89V29H87V27H89ZM141 26V25H140ZM170 26V25H169ZM168 25H167V27H165L166 29L165 30H167V28L169 27ZM213 26V25H212ZM8 26H6L5 27V29H9V28H7ZM158 27H159V25H158ZM195 27V28H194ZM14 28V27H13ZM12 27H10V30L11 29H13ZM156 28V27H155ZM163 27H160V29H159V31L161 30V31H163V29H162ZM171 28V27H170ZM15 29V28H14ZM13 29V30H14ZM16 30V29H15ZM15 30H14V33H15ZM131 30V29H130ZM164 30V31H165ZM206 30H208V31H206ZM9 31V30H8ZM168 31V30H167ZM212 31V29L210 28V32ZM13 32H12V30H11V34H12ZM137 33V32H136ZM10 34V35H11ZM148 34V35H147ZM156 34H157V32H156ZM263 34V33H262ZM1 35V37H3L4 38V36H5V38H8V36L6 37V35H2V34H0ZM134 35V36H133ZM146 35H147V37H146ZM160 35H162V34H160ZM166 35H169V32H168V34H166ZM173 35V34H172ZM171 35V36H172ZM259 35H260V33H259ZM12 36H14L13 34H12ZM136 36V37H135ZM156 36H158V35H156ZM263 38H264V34L263 35H261ZM0 37V39H2ZM12 38V37H11ZM158 38H159V36H158ZM212 38V37H211ZM260 38V37H259ZM258 38V39H259ZM263 38H261L262 40H263ZM138 40V42L140 41L141 43L139 44L140 45V47H142V46H144V47H142V48H138L137 47V45H138V42H136V40ZM154 39H155V37H154ZM165 39V38H164ZM258 39H257V41H258ZM261 39H259L260 40V42H261ZM8 40H9V38H8ZM148 40V39H147ZM149 40H151V38H149ZM157 40V39H156ZM161 40V41H160ZM209 40V39H208ZM37 41V42H38ZM111 41V40H110ZM164 40H162V39H158L156 42H154V47L155 48H153L152 46H151V50H155V51H157L156 50V48L157 49H160V50H163V52L165 51V45H167L166 43H165V41L163 42ZM169 41V40H168ZM209 41H211V39L209 40ZM15 42V41H14ZM29 42V43H30ZM114 42V43H115ZM121 42V44H119ZM161 42V43H160ZM260 42H258V43H260ZM111 43V45H110V49L112 50V45H113V43L112 42H110ZM158 43H160L159 45H158ZM4 45V44H8V45H10V47L9 46H7V48L5 47L3 50H7V51H4V52H2V48H3V46H1V45ZM16 44V43H15ZM119 44V45H118ZM257 44V43H256ZM254 45L256 48H258L259 46V44L258 45ZM142 45V46H141ZM155 45H157V46H155ZM32 47H33V45H31ZM89 46L91 47V49H92V51L90 50V52H88V50L90 49L89 48ZM114 46V45H113ZM116 46V45H115ZM114 46V47H115ZM184 46V45H183ZM258 46V47H257ZM119 47V48H120ZM123 47H122V49H123ZM11 50V52L9 51V49ZM20 48V47H19ZM23 47H21L20 49H22ZM118 48V49H119ZM207 48V47H206ZM205 48V49H206ZM24 49H26L25 47H24ZM39 49V50H40ZM109 49V48H108ZM115 49L117 50V48L115 47ZM121 49V48H120ZM121 49V50H122ZM126 49H128V50H126ZM167 49V48H166ZM204 49V50H205ZM27 50V49H26ZM120 50V51H121ZM255 50H257V49H255ZM23 51V50H22ZM21 51V52H22ZM120 51H119V54H116V55H114V56H117V60L118 59H120V57L122 58V59H120L119 61H121V60H124L125 58H123L122 57V54L125 56L126 54H124V53H120ZM260 51V52H259ZM259 51L257 50V52H259V54H263L262 56H264V40L262 41V43L260 44V48H259ZM7 52V53H6ZM11 54H10V53ZM92 52H94L93 53V56H95V58H97V61H96V63H94V64H92V61H91V59H90V56L89 55H91L92 56ZM158 52V51H157ZM156 52V53H157ZM162 52V51H161ZM14 53V54H15ZM28 53H30L29 51H28ZM32 53V52H31ZM91 53V54H90ZM130 53V52H129ZM145 53V51H144V55L146 54ZM256 53V52H255ZM22 54V53H21ZM20 54V55H21ZM113 54H114V51H113ZM162 54V53H161ZM257 54V53H256ZM16 55H17V53H16ZM20 55H18V56H20ZM31 55V54H30ZM119 55H121V56H119ZM129 55H131V57L132 56H134L135 55V52H133V54H127V56H125L126 57V61H127V59H130V56ZM138 55H139V53H138ZM140 55H141V57L143 56L142 54H141V52H140ZM166 55V54H165ZM107 56H106V62H108L109 63V66H111V64H110V58L109 59H107ZM113 56V55H112ZM151 56H152V54H151ZM156 56V55H155ZM261 56V57H262ZM45 57V56H44ZM119 57V58H118ZM154 57V56H153ZM21 58V57H20ZM32 57H30V59H31ZM114 58V57H113ZM139 58V57H138ZM137 58V59H138ZM151 58V57H150ZM263 58V57H262ZM33 59V58H32ZM132 59V58H131ZM149 59V58H148ZM153 59V58H152ZM181 59V58H180ZM252 59V58H251ZM24 60L26 61V62H24ZM46 61V63H45V61ZM204 61V60H203ZM24 62V63H23ZM45 63V64H44ZM121 63V62H120ZM123 64V63H122ZM105 65V64H104ZM108 65V64H107ZM176 65V64H175ZM252 65L253 66H255L256 65V63H255V65H254V62H252ZM260 65V64H259ZM258 65V66H259ZM263 65V64H262ZM130 66H132V65H130ZM151 66V65H150ZM257 66V65H256ZM257 66V67H258ZM116 67H118V66H116ZM145 67V66H144ZM154 67V66H153ZM250 67V66H249ZM263 68V67H262ZM115 69H118V68H115ZM132 69V68H131ZM141 69V68H140ZM246 69V68H245ZM249 69V68H248ZM31 70H30V72L29 73H27V77H28V74H30V73H32L31 72ZM50 70V71H49ZM89 70H91L92 72H93V75H94V81H91V78H89V77H91L92 75L91 74H89ZM110 70L112 71V68H110ZM110 70H108L107 71V73L110 71ZM135 69H133V71H134ZM142 70V69H141ZM149 71H151L150 69H148ZM258 70V69H257ZM256 70V71H257ZM21 71H22V73H21ZM26 71H27V69H26ZM110 71V72H111ZM115 71V70H114ZM238 71V70H237ZM28 72V71H27ZM106 72V71H105ZM126 72V71H125ZM131 72V71H130ZM135 73H136V70L134 71ZM155 72V71H154ZM252 72V71H251ZM263 71H261V74L259 75V76H261L262 77V73ZM33 73V74H34ZM35 73V76L37 75ZM103 73V72H102ZM121 72H119L118 74H120ZM122 73H123V71H122ZM135 73H133V74H135ZM140 73V72H139ZM151 73V72H150ZM243 73V72H242ZM245 73V72H244ZM258 73V72H257ZM142 74V73H141ZM147 74V73H146ZM149 74V73H148ZM154 74V73H153ZM200 74V73H199ZM248 74H250V73H248ZM254 76H255V74L254 73H252ZM25 75H26V72H25ZM24 75V76H25ZM108 75H109V73H108ZM124 75H127V73L125 74L124 73ZM123 75V76H124ZM136 75H137V73H136ZM135 75V76H136ZM144 75V74H143ZM143 75H140L139 74V76H140V79H141V76H142V78H143ZM158 75V74H157ZM247 75V74H246ZM253 75H251L250 77H248V78H246V81H244V83L246 82V84H245V87H243L244 89L243 90H245V88L247 89V90H245V91H248L249 90V92H248V94H250V93H252V94H254L255 92V94L256 95H258L257 93H260V95H261V98L262 97H264V78L262 79V80H260L259 81V76L256 74V76L254 77ZM30 76V75H29ZM114 76H118V75H115L114 74ZM128 76L131 78V76L128 74ZM138 76V77H139ZM145 76V80L147 81V77H146V75H144ZM164 76V75H163ZM187 76V77H188ZM241 76V75H240ZM257 76H258V80L256 81V79H257ZM263 76H264V74H263ZM10 77V78H9ZM31 77V76H30ZM37 77V76H36ZM36 77H34L35 79H36ZM106 76H104V78H105ZM109 77V76H108ZM134 77V76H133ZM133 77L131 78V79H133ZM157 77V79H158V77L159 76H156ZM156 77H155V79H156ZM236 77V76H235ZM34 78H32L31 77V79L33 80ZM103 78V79H104ZM120 78V77H119ZM159 78H161V77H159ZM244 78V77H243ZM242 78V79H243ZM28 79V78H27ZM92 79H93V76H92ZM112 79V78H111ZM120 79H122V77L120 78ZM119 79V80H120ZM128 81L127 82H131L132 81V83L131 84H128V86L130 87V85H132L131 87H132V89L133 88H138V92H137V94L136 95H138V93H140L141 92V94L143 93V94H145V90L143 91V89H141L142 88V86H143V84H142V86H141V88H140V86L139 87H134L136 84H138V82H136V83H134L133 82V80H131V81H129V79L128 78H126ZM126 79H124V81H125V83H126ZM140 79H138V80H140ZM228 79H229V76H228ZM5 80V81H6ZM24 80V81H23ZM29 80V79H28ZM90 80V81H89ZM116 80V79H115ZM114 80V81H115ZM118 80V79H117ZM141 80H144V78L143 79H141ZM153 81V79L152 78H150V79H148V83H150V81ZM34 81H36V80H34ZM38 81V80H37ZM121 81H123V80H120V82ZM123 81V82H124ZM136 81H137V79H136ZM152 81H151V85H152ZM159 81V80H158ZM162 81V80H161ZM236 81V80H235ZM97 82V84H95V83ZM118 81H115V83H117ZM122 82V83H123ZM141 82V81H140ZM160 82V81H159ZM259 82V83H258ZM1 83V82H0ZM26 83V84H25ZM91 83V84H90ZM94 83V84H93ZM101 83H103L102 81H101ZM107 83V85H108V82H106ZM105 83V84H106ZM112 83V82H111ZM114 83V84H115ZM124 83V84H125ZM143 83V82H142ZM147 83V82H146ZM154 83H156V82H154L153 81V84ZM244 83H242V85L244 84ZM2 84V83H1ZM104 84V85H105ZM135 84V85H134ZM141 84V83H140ZM157 84V83H156ZM171 84V83H170ZM239 84V83H238ZM4 85H7V84H4ZM16 85V84H15ZM30 85V84H29ZM28 84H27V86H29ZM32 86H33V89H34V85H35V83L34 84H31ZM119 85H121L120 83H119ZM127 85V84H126ZM177 85V84H176ZM232 85V84H231ZM237 85V84H236ZM18 86H16L17 87V89H18V91L19 92H17V90H16V92L17 93H22V95H23V93H24V91L22 92H20V89L18 88ZM117 86H118V84H117ZM116 85H115V87H117ZM125 86V85H124ZM127 86V87H128ZM153 86V85H152ZM174 86V85H173ZM233 86V85H232ZM241 86V85H240ZM12 87V86H11ZM15 87V86H14ZM113 87H114V85H113ZM130 87V88H131ZM146 87V86H145ZM164 87V86H163ZM36 88V87H35ZM37 88H39V87H37ZM99 88H100V86H99ZM129 88V89H130ZM150 88H153V87H149V89ZM155 88V87H154ZM153 88V89H154ZM234 88V87H233ZM240 88V87H239ZM6 89V88H5ZM90 89H91V91H90ZM122 89L124 90V88H123V86H122ZM136 89H133V90H136ZM141 91H140V90ZM152 89V90H153ZM159 89V88H158ZM242 89V88H241ZM40 90V91H39ZM103 90V89H102ZM132 90V91H133ZM161 90V89H160ZM33 91V90H32ZM33 91V92H34ZM129 91V90H128ZM148 91V90H147ZM150 91H151V89H150ZM149 91V92H150ZM154 91V90H153ZM165 91V90H164ZM14 92V91H13ZM16 92H14V93H16ZM34 92V93H35ZM125 92H127V90L125 91ZM157 92V91H156ZM244 92V91H243ZM131 93V92H130ZM130 93H128V94H130ZM133 93V92H132ZM163 93V92H162ZM245 93V92H244ZM127 94V93H126ZM133 94H135V93H133ZM156 94V93H155ZM231 94V93H230ZM247 94V93H246ZM22 95H20V97L22 96ZM108 95H110V94H108ZM135 95V96H136ZM151 95V94H150ZM157 95V94H156ZM227 95V94H226ZM251 95V94H250ZM255 95V96H256ZM19 96V95H18ZM26 96H27V94H26ZM140 98H141V96L140 95H138ZM138 96H136V99H137V102H138V99H139V97ZM152 96L154 97V98H157V97H155L154 96V94H152ZM246 96V95H245ZM12 97V96H11ZM17 97V96H16ZM24 97V96H23ZM120 97V96H119ZM259 96H257V98H258ZM129 98V97H128ZM134 99H135V97H133ZM237 98V97H236ZM244 98V97H243ZM12 99V98H11ZM22 99H24V98H22ZM22 99H20V101L22 100ZM29 97H27V101H29ZM93 98H91V100H92ZM102 99V98H101ZM159 99V98H158ZM253 99V98H252ZM25 100V99H24ZM25 100V101H26ZM31 100V104H32V99H30ZM103 100H106L105 98L103 99ZM141 100V99H140ZM151 100V99H150ZM160 100V99H159ZM207 100V99H206ZM230 100H232V99H230ZM19 101V102H20ZM26 101V102H27ZM92 101H94L95 102V100H92ZM118 101V100H117ZM153 101L154 100H152L151 102L153 103ZM157 102H158V100H156ZM162 101V100H161ZM165 101V100H164ZM207 101H209V100H207ZM207 101H203V103L202 104H200V106H199V109L197 110V112H195V114H194V120L196 119L197 121V124L196 125H198V127L196 128L197 130H198V128L200 127V124H201V122L203 123V121L205 120H207V119H209V118H212L211 116L213 115L212 114V111H211V109L212 108H210V105H212L211 104V102H207ZM2 102V101H1ZM14 102V101H13ZM21 102H23V101H21ZM150 102V103H151ZM155 102V101H154ZM166 102V101H165ZM165 102H160L161 104H164V106H165ZM231 102V101H230ZM3 103V102H2ZM15 103H16V101H15ZM24 103V102H23ZM29 103V102H28ZM27 103V104H28ZM135 103V102H134ZM159 102L157 103V105H156V103H155V106L157 107H155L154 109H156V110H158L159 111V109H160V107H161V104H160ZM210 103V104H209ZM244 103V102H243ZM257 103H259V102H257ZM264 103V102H263ZM5 104V103H4ZM14 104V103H13ZM12 104V105H13ZM98 104V103H97ZM160 106H159V105ZM234 104V103H233ZM241 104V103H240ZM252 104V103H251ZM255 104H256V102H255ZM24 105H25V103H24ZM33 105V104H32ZM31 105V106H32ZM102 105V104H101ZM136 105H138V103L136 104ZM151 105V106H150ZM149 106H150V110L152 109V112L149 110V109H147V110H149L151 113L149 114L148 112V117L149 116H151L152 118L153 117H157L158 116V114L156 113V115L154 116V111H156V110H154L153 111V108H151V107H154L152 104H150ZM167 105V104H166ZM234 105H236V104H234ZM254 105V104H253ZM252 105V106H253ZM258 105H260V104H258ZM256 106V108L258 107V109H260L259 108V106ZM6 106V107H5ZM26 106V105H25ZM242 106V105H241ZM249 107L251 106L250 105V102H249V105H248ZM261 106V105H260ZM30 107V106H29ZM104 107V108H103ZM113 107V106H112ZM112 107H111V109H112ZM118 107V106H117ZM137 107V106H136ZM145 107V106H144ZM163 107V106H162ZM161 107V109H166V108H162ZM236 107V106H235ZM239 107V106H238ZM249 107H247L248 109H247V111L246 112H244V114H246V117H245V119L243 118V120H245V122L244 121H241V120H239L238 118H236L235 116V118L237 119V122H231V121H229V123L227 122L226 124H229V126L228 125H226L225 123V125L226 126H228L229 127V134H227V138L229 137V138H231L230 136H232V137H234L233 139H236V141L234 142V144H232V145H230L231 147H229V148H225L224 147V145H222L221 143H220V146H223V147H220L219 145H217L218 147H215L213 144H210V146H209V148L211 149H209V151H211V153L209 154L211 157H213L216 161H217V163H219L220 165H222V166H224V168H227V169H229V171H230V173H231V175H228V174H225V170H223V168L222 169H216L215 170V172H220L221 173V175H223V177H224V174H225V178H223L222 180H218L217 181V186L218 187H220L221 189H222V191H223V193L226 195V197H227V199H225L224 200V197L223 196H221L222 198H223V200H224V202H223V206L222 207H220V206H217L218 204H219V202L216 200H214V202H218V203H216L217 205H215V203H214V205L215 206H213V204H210V202L212 203L213 201H211L212 199H209V201H208V196H207V199L205 198V197H203V196H206V194L205 195H203L204 194V192L202 193V190H200V192L201 193H199L198 195H200V194H202V200L200 199V202L197 200V202H199L200 204H197V205H199V206H197L196 207V209H198L197 211L199 212V219H200V221L197 223L196 221H194L195 219H193L192 220V218H194V217H192L191 218V216L190 215H192V214H190L189 215V213H188V216L191 218H189V217H187V215L185 216V218L184 219H182L183 221H181V223H180V225H175V224H173L172 223V220L174 221V216H170L169 215V213L168 212H165V211H167V209L165 210V208H164V203H162V205H163V207H162V205L160 204V206L161 207H159L158 205V207L160 208H158V210H160V211H158V213H160L159 215H161V214H163V213H168L167 215H163L162 216V221L165 223L164 225H165V227H166V230H168L169 232H170V234L171 235H173V234H176L177 232H178V236H180L179 237V243H178V238H177V240H176V242L178 243L177 245H179L178 246V248L176 247V253H177V256L176 257H178V259L181 261V263L182 264H264V141L263 140H261V137L263 138L264 137V111L262 112H260V113H256L257 111H250V108ZM16 108H17V106H16ZM262 108V107H261ZM121 109V108H120ZM168 109V108H167ZM237 109V108H236ZM240 109V108H239ZM252 109V108H251ZM254 109H255V105H254ZM18 110V111H17ZM145 110V109H144ZM169 110V109H168ZM234 110V109H233ZM38 111V112H37ZM142 110H140V112H141ZM146 111V110H145ZM161 112H162V110H160ZM165 111V110H164ZM241 112H242V110H240ZM244 111V110H243ZM120 112H121V110H120ZM139 112V113H140ZM157 112V111H156ZM160 112V113H161ZM238 112H239V110H238ZM259 112V111H258ZM214 113V112H213ZM235 113H236V111H235ZM28 114V115H27ZM142 114V113H141ZM145 114V113H144ZM153 116H152V115ZM165 114V113H164ZM167 114V113H166ZM231 114V113H230ZM233 114H234V112H233ZM237 114H239V113H237ZM236 114V115H237ZM243 114V113H242ZM242 114H240V116L242 115ZM243 114V115H244ZM79 115H80V117H79ZM140 115V114H139ZM138 115V116H139ZM168 115V114H167ZM120 116V117H119ZM231 116V115H230ZM126 117V116H125ZM141 117H142V115H141ZM145 117V116H144ZM143 117V118H144ZM162 118V116L159 114V118ZM238 117V116H237ZM242 117V116H241ZM131 118V117H130ZM147 118V117H146ZM240 118V117H239ZM135 119V118H134ZM138 119H140L139 117H138ZM154 119V118H153ZM157 120H158V117L156 118ZM156 119H154V120H156ZM17 120H18V122H20V120L22 121V120H24V123H23V121L22 122H20V123H18L17 124ZM89 120V121H88ZM129 120H132V119H129ZM140 120H142V119H140ZM151 120V119H150ZM185 120V119H184ZM203 120V121H202ZM228 120H235L234 118H230V119H228ZM240 122H239V121ZM50 121L53 123V121L54 122H56V125L58 126H56L57 127V130H56V128H55V126H54V128L53 129H55V131H58L57 133H51L50 132V129L48 128L47 130L45 129V128H43V123H45V122H48V124L50 123ZM115 121V122H116ZM120 121H117V122H120ZM32 122V121H31ZM100 122V123H101ZM106 122H108V123H106ZM114 122V121H113ZM113 122H111V123H113ZM172 122V121H171ZM51 123V124H52ZM82 123V122H81ZM106 123V125H104ZM121 123H124V121L123 122H121ZM120 123V124H121ZM127 123V122H126ZM163 123V122H162ZM161 123V124H162ZM168 123V122H167ZM208 123V122H207ZM48 124H45V125H48ZM118 124V123H117ZM125 124V123H124ZM172 124H174V125H172ZM172 124H169V125H172L173 126V130L175 131V129L181 124V121L180 120H175V122L173 123L172 122ZM204 124V123H203ZM10 125V124H9ZM34 125H31L32 126V128H33V126ZM44 125V126H45ZM80 125V124H79ZM164 125V124H163ZM165 125H168V124H166V122H165ZM205 125V124H204ZM222 125V124H221ZM224 125V126H225ZM8 128H7V127ZM49 126V125H48ZM52 126H53V124H52ZM115 127H116V125H114ZM113 126V128H115ZM127 126V125H126ZM108 127V126H107ZM118 127V126H117ZM116 127V128H117ZM166 127V126H165ZM15 128L18 130L17 132H16V130H15ZM25 127H24V129H26ZM87 128H89L88 126H87ZM109 128V127H108ZM112 128V129H113ZM122 128H124V127H122ZM169 128H170V126H169ZM227 128V127H226ZM7 129V130H6ZM22 129H23V127H22ZM30 129V130H29ZM43 129H45L46 131L45 132H43L42 130ZM53 129H52V131H53ZM118 129V128H117ZM125 129V128H124ZM201 129V128H200ZM228 129V128H227ZM226 129V130H227ZM89 130V129H88ZM111 130V129H110ZM114 130V129H113ZM119 130H121V129H119ZM128 130H129V128H128ZM128 130H126L125 129V131L124 132H128ZM19 131H21V132H19ZM104 131V130H103ZM196 131V130H195ZM23 132V133H22ZM54 132V131H53ZM89 132V131H88ZM99 132V131H98ZM130 132V131H129ZM198 133H199V130L197 131ZM197 132L195 133V134H197ZM217 132V131H216ZM33 133H35V131H33ZM64 133H65V135H64ZM116 133V132H115ZM173 133V132H172ZM9 134V135H8ZM25 134V135H24ZM36 134V133H35ZM51 134V135H50ZM88 134V133H87ZM95 134V133H94ZM98 134V133H97ZM100 134H102V131H101V133ZM117 134V133H116ZM11 135H13V136H11ZM16 135V139H14V136ZM103 135V134H102ZM115 135V134H114ZM220 135H222V134H220ZM225 135V134H224ZM261 135H263V136H260ZM11 136V137H10ZM35 136V135H34ZM33 136V137H34ZM48 136H50V138L48 137ZM63 136L66 138V141L64 140L63 141ZM95 136H98L99 137V135H95ZM108 136V135H107ZM118 136V135H117ZM52 137H54V139H56V142L53 144L52 142H51V140L53 141V138ZM62 137V138H61ZM85 137H87V136H85ZM95 138V139H100V137L99 138ZM212 137V136H211ZM88 138V137H87ZM172 135H169L168 136V139H169V141H173L172 140ZM213 138V137H212ZM27 139V140H26ZM31 139V140H30ZM48 139H49V141H48ZM74 139H79V141H80V144H79V146L80 145H85V146H87V147H89V150L87 151V153H85L86 155H85V157L88 159L87 161H84V160H86V159H81V158H79V157H77V160H73V155H71V153L70 152H72V150H73V146H74V144H72V142H73V140ZM215 139H216V137H215ZM18 140V141H17ZM22 140H25V142H23ZM28 140H30V141H28ZM45 140V141H44ZM212 140V139H211ZM217 140V139H216ZM215 140V141H216ZM225 140V139H224ZM263 141V142H262ZM209 142V141H208ZM212 143H213V140L211 141ZM51 143V144H50ZM120 143V142H119ZM219 143V142H218ZM228 143H233V142H228ZM227 143V144H228ZM114 144V143H113ZM172 144H174V143H172ZM224 144V143H223ZM226 144V143H225ZM35 145H37V144H35ZM73 145V146H72ZM111 145V146H110ZM121 144H119L118 146H120ZM176 145V144H175ZM174 145V146H175ZM229 145V144H228ZM1 146H3V147H1ZM116 146V145H115ZM173 146V145H172ZM208 146H207V151H208ZM121 147H122V145H121ZM120 147V148H121ZM10 148V149H9ZM14 150H12V149ZM77 148V147H76ZM75 148V146H74V149H76ZM119 148V147H118ZM123 148V147H122ZM121 148V149H122ZM174 148V147H173ZM178 148V147H177ZM9 149V150H8ZM77 149H79V148H77ZM85 148H81V151L82 150H84ZM126 151H129L130 149H128V147H126ZM10 151V152H9ZM12 151V152H11ZM28 152V153H26V154H24L25 152ZM76 151V150H75ZM75 151H74V154H75ZM78 151V150H77ZM80 151V150H79ZM125 151V150H124ZM174 151V150H173ZM14 152H15V155H17L18 154V157H17V159L14 161H12V156L14 155ZM22 152V156H23V158L19 155L20 153ZM175 152V151H174ZM177 152H178V150H177ZM3 153H1V154H3ZM67 153H69L68 155H67V159L69 158V167H68V170L70 171L69 172V177H68V179H67V181H66V179H65V176H63L62 175V173L64 172V167L66 166L65 164L67 163L66 162V159L64 160L63 158H64V156H65V154H67ZM126 153V152H125ZM178 153H180V152H178ZM13 154V155H12ZM80 154V153H79ZM181 154V153H180ZM189 154V153H188ZM11 155V156H10ZM78 155V154H77ZM76 155V156H77ZM82 155V154H81ZM131 155V154H130ZM178 155V154H177ZM2 156V155H1ZM4 156V155H3ZM180 156H183V154H181ZM30 157V158H29ZM81 157H83V156H81ZM84 157V158H85ZM123 157V156H122ZM131 157H133V156H131ZM23 160H22V159ZM124 158V157H123ZM195 158V157H194ZM76 159V158H75ZM175 159V158H174ZM180 159V158H179ZM1 160V159H0ZM49 160H51V161H49ZM117 160H118V162H117ZM120 160H122V159H120ZM126 160L128 161V160H130V157H129V159H127L126 158ZM54 161V162H53ZM62 161V162H61ZM131 161V160H130ZM174 161V160H173ZM203 161H205V160H203ZM49 162H53V164L52 163H49ZM65 164H64V163ZM100 162H101V164H103L102 166L103 167H107L108 166V168H109V166H110V168L113 170V171H115V173L116 172H118V173H116L115 175H113L112 174V172H111V174L112 175H109V181H110V176H113V177H111L112 179V181L111 182H113V178H115V180H116V184H114V185H116L115 186V188H114V185L112 186V183L110 182L109 184H111V185H109L107 182H104V181H102V183L104 182V183H106V184H108V185H106V184H101V177H103L104 178V175L102 174V175H100V174H98V175H96V176H101L100 178H98V179H96L97 177L94 175V177H93V171H95L96 170V168H97V171H99V173H102V169L100 168L99 169V166H101L100 165ZM123 162V161H122ZM62 163H63V165L64 166H62ZM121 163V162H120ZM131 163V162H130ZM196 163V162H195ZM31 164V166H32V169H31V166H29ZM35 164H37L36 166H35ZM99 164V166H97ZM126 164V163H125ZM128 165H129V163H127ZM132 164H134V162L132 163ZM132 164H131V168H132ZM181 164V163H180ZM191 164V163H190ZM39 165V166H38ZM119 165H121V164H119L118 163V166ZM122 165H124V163L122 164ZM177 165V164H176ZM192 165H194L195 166V164H192ZM6 166L7 165H5V168H6ZM38 167V168H35V167ZM52 166V167H51ZM115 168H114V167ZM127 166V165H126ZM156 166V165H155ZM180 166V165H179ZM185 166V165H184ZM2 167H3V165H2ZM9 167V168H10ZM49 167V168H48ZM113 167V168H112ZM121 167V166H120ZM141 167V166H140ZM175 167V166H174ZM201 167V166H200ZM210 167V166H209ZM9 168H7V170L9 169ZM23 168H24V170H23ZM25 168H27L26 170H25ZM109 168V172L110 171H112L111 169ZM119 168V167H118ZM124 168V167H123ZM122 168V169H123ZM128 168V167H127ZM189 168V167H188ZM20 169V168H19ZM65 169H67L66 167H65ZM103 169H105V168H103ZM120 169V168H119ZM133 169V168H132ZM192 171L190 172L189 171V173H190V175L188 176L189 178H187V180H188V182H187V185H185V186H187V188L185 187V186H183V188L185 187L186 189H187V191H185V189H183V192H185V193H187L188 191H190V194H189V192L187 193V195L186 196H189L190 195V197H189V200H192V199H194V198H192V190L194 191V189L198 186H196V183L198 182H196V183H194V180H195V173H194V171H195V169H194V167H192V168H190ZM209 169V168H208ZM10 170V169H9ZM15 170H14V175H12L13 177H17V176H15L16 174H15ZM33 171V173L35 174V172L36 171ZM63 170V172L61 173V171ZM189 170V169H188ZM73 171V172H72ZM96 171V172H97ZM108 171V170H107ZM123 171L124 170H122V173H123ZM13 172V171H12ZM197 172H199V171H197ZM8 173H9V171H8ZM11 173V172H10ZM19 173H21V175H19ZM24 173V172H23ZM32 173V174H33ZM39 173V172H38ZM38 173H36V174H38ZM104 173V172H103ZM122 173L121 174H119V175H122ZM200 173V172H199ZM227 173H229L228 171H227ZM29 174V173H28ZM35 174V175H36ZM95 174V173H94ZM125 174V173H124ZM124 174L122 175V176H124ZM219 174V173H218ZM9 175V174H8ZM25 175H26V177H25ZM25 175H22V176H24L25 177V179L27 178V173H25ZM83 175H86V178H85V176L83 177ZM87 175H88V177H87ZM91 175V176H90ZM129 175V174H128ZM161 175V174H160ZM164 175V174H163ZM163 175H162V177H163ZM221 175H220V178H222L221 177ZM11 176V175H10ZM12 176L11 177H9L8 176V178H7V180H9V178H11V180H13V178H12ZM67 176V175H66ZM107 176H108V174H107ZM121 176V177H122ZM165 176V175H164ZM217 176V175H216ZM24 177H23V179H22V181L21 180H19V181H21V182H19L21 185H23L24 187H25V185L24 184H27V183H25V181H24ZM29 177H31V176H29ZM28 177V178H29ZM83 177V178H82ZM3 178H4V176H3ZM32 178V180H33V177H31ZM40 178V177H39ZM104 179L105 181H108L107 179ZM152 178V177H151ZM158 178V177H157ZM5 179V178H4ZM14 179H17V178H14ZM165 179H167L168 180V178L166 177ZM217 179V178H216ZM30 180V179H29ZM29 180L27 181V182H29ZM31 180V181H32ZM36 180V179H35ZM34 180V181H35ZM89 180V181H88ZM95 180H97V181H95ZM14 181H15V183H18L17 182V180H13V183H14ZM34 181H32L33 183H34ZM39 181V179L37 180V182ZM88 181V182H87ZM144 181V180H143ZM22 182H24L23 184H22ZM37 182H36V184L35 185H37ZM95 182V183H94ZM115 182V181H114ZM113 182V183H114ZM139 182V181H138ZM9 182L7 181V184H8ZM10 183H12V182H10ZM12 183V184H13ZM14 183V184H15ZM31 183V182H30ZM57 183H59V184H57ZM81 183H83V184H81ZM129 183V182H128ZM159 183V182H158ZM161 183V182H160ZM194 183V185L196 186L195 188H193L192 187V184ZM13 184V185H14ZM147 184V183H146ZM177 184V183H176ZM176 184H174V185H176ZM209 184V183H208ZM10 185V184H9ZM16 185V184H15ZM18 186H19V184H17ZM27 185H30V184H27ZM40 185H38L37 187H39L40 188ZM73 185V186H72ZM80 185H82V186H80ZM106 185V186H105ZM164 185V184H163ZM162 184H161V186H163ZM107 186H112V187H110L111 189L112 188H114L112 191H110V190H106V189H109V187L107 188ZM170 186H173L172 184L170 185ZM11 187L12 186H10V189H11ZM15 187V186H14ZM28 187H31V185L30 186H27V188ZM54 187V188H55ZM87 188H88V186H86ZM85 187V188H86ZM125 187V186H124ZM130 187V186H129ZM133 187V186H132ZM159 187H160V185H159ZM169 187V186H168ZM167 187V188H168ZM6 188V187H5ZM21 189H22V187H20ZM53 188V189H54ZM88 188V189H89ZM90 188V189H91ZM138 188V187H137ZM140 188V187H139ZM171 188H173L174 189V191L178 188H175V187H170V191L171 190H173V189H171ZM190 188H192V190H190ZM207 188V187H206ZM9 189V190H10ZM19 189V188H18ZM17 189V190H18ZM24 189V188H23ZM26 189V188H25ZM28 189H30V188H28ZM31 189H33V188H31ZM40 189H42V188H40ZM45 189V188H44ZM89 189V190H90ZM123 189V188H122ZM128 189V188H127ZM132 189V188H131ZM130 189V190H131ZM135 189V188H134ZM169 189V188H168ZM181 189H182V187L181 188H179L178 190L179 191H181ZM208 189V188H207ZM207 189H206V192H207ZM7 190V189H6ZM36 190V189H35ZM65 190V191H64ZM115 190V191H114ZM121 189H119V191H120ZM129 190V191H130ZM160 190H162L161 188H160ZM178 190H176V192L178 191ZM196 190V189H195ZM198 190V189H197ZM205 190V189H204ZM203 190V191H204ZM11 191H13V189L11 190ZM23 191V190H22ZM26 191H29V190H26ZM32 191V190H31ZM34 191V190H33ZM39 191V190H38ZM36 192V195H37V193H40V192ZM43 191V190H42ZM45 191V190H44ZM44 191H43V193H44ZM49 191V190H48ZM60 191H62V192H60ZM72 191H74V190H72ZM104 191H107V192H104ZM118 191V192H119ZM132 191V190H131ZM211 191V190H210ZM46 193H45V195H46V197H47V195H49V193L47 192V191H45ZM50 192V191H49ZM87 192H88V190H87ZM161 192V191H160ZM172 193H173V191H171ZM214 192V191H213ZM72 195H71V194ZM84 193H85V191H84ZM90 193H91V190H90V192H88V195L90 196L89 197V199L90 198H92L93 196H96V194L95 195H93L92 196V194L90 195ZM95 193V192H94ZM109 193H108V195H109ZM178 193V192H177ZM182 193V192H181ZM215 193V192H214ZM222 193V192H221ZM21 194V193H20ZM22 194H24V193H22ZM27 194V193H26ZM32 194H33V192H32ZM54 195H55V192L53 193ZM66 194V195H67ZM103 194L102 195H100L101 196V199L103 200V201H101V199L99 200V201H101V202H104V197L105 198H107V196L106 195H104L103 196ZM121 194V193H120ZM119 194V195H120ZM174 194V193H173ZM173 194H171V195H173ZM209 194V193H208ZM216 194H219V193H216ZM215 194V195H216ZM16 195V194H15ZM39 195H41V194H39ZM56 195H57V192H56ZM63 195V196H62ZM69 195H67V198L69 197ZM75 195H76V193H75ZM84 195V194H83ZM86 195V194H85ZM111 195V194H110ZM110 195H109V197H110ZM122 195V194H121ZM159 194H157V196H158ZM181 195H183L184 196V193H182ZM224 195V196H225ZM4 196V195H3ZM9 196H11V194L9 195ZM18 196H19V194H18ZM99 196V195H98ZM102 196H103V198H102ZM118 196V195H117ZM133 196V195H132ZM165 196H166V194H165ZM186 196H184V198L182 197V199L181 200H183L182 202H183V204H180V206L181 205H183L184 207L185 206H187V200H188V198L186 197ZM201 196V195H200ZM217 196V195H216ZM22 197V196H21ZM23 197H26V195H24ZM27 197H28V195H27ZM34 197H36V196H34ZM38 197V196H37ZM45 197V196H44ZM49 197V196H48ZM51 197H53V195L51 196ZM59 197V196H58ZM61 197L59 198V199H61ZM76 197V196H75ZM78 197V196H77ZM80 197H81V195H80ZM84 197V196H83ZM116 197V196H115ZM124 197H125V195H124ZM160 197V196H159ZM197 197H199V196H197ZM210 197V196H209ZM41 198V197H40ZM40 198L38 199V198H36V199H38V200H40ZM96 198H99V197H96ZM114 198V197H113ZM166 198V197H165ZM179 198H181V197H179ZM190 198H192V199H190ZM200 198V197H199ZM218 198V197H217ZM221 198V199H222ZM8 199V198H7ZM23 199V198H22ZM26 199V198H25ZM32 199V198H31ZM44 199V198H43ZM49 199V198H48ZM53 199V198H52ZM70 199V201L67 203V204H69V203H71V202H73L74 200H72L73 199V196H72V199L71 198H69ZM82 199V198H81ZM89 199H88V201H89ZM95 199V197L93 198V200ZM111 200H112V197L110 198ZM126 199V198H125ZM198 199V198H197ZM24 200V199H23ZM34 200V199H33ZM72 200V201H71ZM92 200V202H90L91 201V199H90V203H88L89 205L91 204L92 205V207H93V205L95 206V201H93ZM114 200V199H113ZM127 200V199H126ZM133 200V199H132ZM157 200V199H156ZM52 201V200H51ZM58 201H60V203H61V200H58ZM78 201V200H77ZM80 201V200H79ZM108 201H110V200H108ZM118 200H116V202H117ZM134 201V200H133ZM194 201V200H193ZM5 202H6V200H5ZM34 202V201H33ZM97 202H98V199H97ZM115 201H113V203H114ZM157 202V201H156ZM181 202V203H182ZM191 203H194V202H192V201H190ZM209 202V203H208ZM62 203H64V202H62ZM61 203V204H62ZM75 203V202H74ZM78 203V202H77ZM81 203V202H80ZM83 203V202H82ZM87 203V201H85V204ZM100 203V202H99ZM118 203H120V202H117V204ZM130 203V202H129ZM155 203V202H154ZM158 203V202H157ZM177 203V202H176ZM13 204V203H12ZM11 203L9 204L10 206L12 205ZM30 204V203H29ZM41 204V203H40ZM42 204H44V203H42ZM47 204V203H46ZM73 203H71L70 205H72ZM98 204V203H97ZM100 204H102V203H100ZM99 204V205H100ZM108 204V203H107ZM112 204V202L110 203V205ZM121 204H122V202H121ZM132 204V203H131ZM57 205V204H56ZM66 205V204H65ZM65 205H63V207H67V209H68V206L69 205H67V206H65ZM87 205V204H86ZM90 205V206H91ZM116 205V204H115ZM28 206V205H27ZM51 206V205H50ZM49 206V207H50ZM61 206V208H57V210H56V212H57V214H58V216H64V215H66V216H70V218H72V216H71V214H73L72 212L74 211V209H73V211L72 212H70V210H71V208L72 207H70L69 206V211L68 210H65L66 211V213L68 214H66V213H64L65 211H63L64 209H63V207H62V205H60ZM74 206V205H73ZM77 206V205H76ZM83 206H84V204H83ZM88 206V205H87ZM86 206V207H87ZM97 206V205H96ZM101 206V205H100ZM108 206V205H107ZM107 206H105V207H107ZM112 206H113V204H112ZM117 207H119V205H116ZM156 206V207H157ZM183 206L181 207V208H183ZM189 206H190V208H189ZM194 206V205H193ZM57 207V206H56ZM59 207V206H58ZM102 207V206H101ZM104 207V206H103ZM104 207V209H106ZM111 206H109V209H107V210H105V211H107V212H104L103 210H102V208L101 209H98V210H102V212H97L98 214L99 213H103L104 212V219H108V220H110V218H111V220L113 221V222H116V223H119V222H117V220H116V216L118 215H116V216H114V214H112V213H115L118 209H116V211H114L115 209L113 208V212L111 211L112 210V207L110 208ZM116 207V208H117ZM134 207V206H133ZM165 207H167V204H166V206ZM179 207V206H178ZM195 207V206H194ZM193 207V208H194ZM215 207H219V208H223L222 209V211H219V212H221L220 214H217V211L219 210V208L216 210L215 209ZM37 208V207H36ZM48 208V207H47ZM77 208V207H76ZM75 208V209H76ZM85 208V207H84ZM97 208V207H96ZM98 208H100L99 206H98ZM108 208V207H107ZM162 208H164L163 210H165L163 213H162V211L163 210H161ZM180 208V209H181ZM186 209L187 208H189L190 210L192 209V205H190V203L188 204V206L187 207H185ZM185 208H183L182 210H181V212H185L184 214H186V211H185ZM12 209V207H10L9 208V211ZM39 209V208H38ZM44 208L42 207V210H43ZM52 209V208H51ZM50 209V210H51ZM56 209V208H55ZM78 209V208H77ZM86 209V211H87V208H85ZM111 209V210H110ZM123 209V208H122ZM220 209V210H221ZM92 210V209H91ZM95 210V208L93 207V211ZM190 210L188 211V212H190ZM194 210V209H193ZM8 211V212H9ZM29 211V210H28ZM85 211V212H86ZM96 211V210H95ZM124 211V210H123ZM168 211H169V209H168ZM7 212V213H8ZM11 212H14V211H12L11 210ZM37 212V211H36ZM35 212V213H36ZM39 212V211H38ZM55 212V211H54ZM81 212H83V211H81ZM112 212V213H111ZM126 212V211H125ZM155 212H157V211H155ZM196 212V211H195ZM197 212V213H198ZM22 213H23V211H22ZM21 213V214H22ZM35 213H33L34 214V217L35 216H37V215H35ZM40 213V212H39ZM52 213V212H51ZM75 213V212H74ZM94 213H96V212H94ZM96 213V214H97ZM119 213V212H118ZM191 213V212H190ZM1 214V213H0ZM53 214V213H52ZM57 214H55L56 215V217H57V219H59L58 218V216H57ZM79 214V213H78ZM97 214V215H98ZM116 214V213H115ZM177 214V213H176ZM226 214H228V215H226ZM9 215L11 216V214L9 213ZM48 215V214H47ZM91 215H93L92 216V220L94 219L95 220V223H96V226H97V229L99 228V229H106V228H108L107 230H109V228L112 230L113 228H114V226L111 228V227H104V226H109V224H111L112 222H111V220H110V222L109 221H107V223L106 222H104V220L102 219V217H98L97 215L96 216H94V214H91ZM100 215V214H99ZM120 215H121V212H120ZM126 215H127V213H126ZM130 215V214H129ZM182 215H183V213H182ZM227 217H226V216ZM5 216V215H4ZM23 220L25 219V216H24V213H23ZM46 216V215H45ZM82 216V215H81ZM80 216V217H81ZM103 216V215H102ZM122 216V215H121ZM145 216V215H144ZM28 217V216H27ZM31 217V216H30ZM49 217V216H48ZM76 217H77V215H76ZM182 217H184V216H182ZM87 218V217H86ZM115 218V219H114ZM127 218V217H126ZM129 218V217H128ZM127 218V219H128ZM147 218H149V215H148V217ZM146 218V216H145V223H146V221L147 220H150V218L149 219H147ZM160 218V217H159ZM188 218V219H187ZM30 219V218H29ZM33 219V218H32ZM38 219V218H37ZM54 219V218H53ZM80 219V218H79ZM82 219V218H81ZM85 219V218H84ZM125 219V218H124ZM155 219H158V218H155ZM77 220V219H76ZM89 220V219H88ZM93 220V221H94ZM123 220V219H122ZM122 220H121V222H122ZM190 220H192V221H190ZM25 221V220H24ZM34 221V220H33ZM37 221V220H36ZM72 221H73V219H72ZM82 221V220H81ZM86 221V220H85ZM126 221V220H125ZM8 222V221H7ZM23 222V221H22ZM28 222H31V221H28ZM53 222H54V220H53ZM106 223V225L104 224L103 225V223ZM127 222V221H126ZM149 222V221H148ZM147 222V223H148ZM80 223V222H79ZM89 223V222H88ZM145 223H143L141 226H143V225H145L144 226V229H142V231H143V234H146L147 232V230H146V228H148V227H146L147 226V224H145ZM158 223V222H157ZM9 224V223H8ZM28 225L30 224V223H27ZM46 224V223H45ZM50 224V223H49ZM121 224V226H120V228L122 227V229H123V225H127V224H124V222H123V224L122 223H120ZM120 224H118V225H120ZM149 224H151V223H149ZM148 224V226L150 227V225ZM163 224V223H162ZM3 225V224H2ZM17 225H18V223H17ZM24 225H25V223H24ZM75 225V224H74ZM77 225V224H76ZM112 225H115V223H113ZM112 225H110V226H112ZM137 225V224H136ZM6 226V225H5ZM95 226V227H96ZM124 226V227H125ZM131 226V225H130ZM15 227V226H14ZM17 227V226H16ZM25 227H27L26 225H25ZM30 227L32 228H34V226H31L30 225ZM86 227V226H85ZM84 227V228H85ZM104 227V228H103ZM164 227V226H163ZM198 227H201V229L200 228H198ZM7 228V232H9V234H11V231H9V228L8 227H6ZM30 228V229H31ZM117 228L118 227H116V230H117ZM119 228V229H120ZM131 228V227H130ZM140 228V227H139ZM141 228H143V227H141ZM141 228H140V230H141ZM151 228V227H150ZM150 228H149V230H150ZM27 229V228H26ZM98 229V230H99ZM115 229V228H114ZM118 229V230H119ZM121 229V230H122ZM125 229V228H124ZM123 229V230H124ZM199 229V230H198ZM209 229H211L212 231H213V233L215 234L217 231L218 232H222V234L224 235V236H227V239H226V237H225V239L227 240V246H224L223 247V245H224V243L222 244V246L220 247V246H218V243H221V240H220V242L218 241L217 242V240L212 236V234H211V236H209V233H210V231H208ZM5 230V229H4ZM18 230H19V228H18ZM33 230V229H32ZM40 230V229H39ZM51 230V229H50ZM102 230V231H103ZM106 230V231H107ZM202 231V234L203 235H199L200 233H201V231ZM13 231H15V230H13ZM31 231V230H30ZM44 231V230H43ZM95 231V230H94ZM99 231H101V230H99ZM23 232V231H22ZM48 232V231H47ZM104 232V231H103ZM120 232V231H119ZM123 232V231H122ZM144 232H146V233H144ZM6 233V232H5ZM15 233H16V231H15ZM19 233V232H18ZM25 233H27L26 231H25ZM33 233H34V231H33ZM107 233V232H106ZM133 233V232H132ZM151 233V232H150ZM9 234H8V237H9ZM28 234H31V232L29 233V231H28ZM53 234V233H52ZM98 234V233H97ZM121 234V233H120ZM149 234V233H148ZM220 235H221V233H219ZM218 234V235H219ZM26 235V234H25ZM35 235H37V233L35 232ZM46 235V234H45ZM44 235V236H45ZM48 235V234H47ZM137 235V234H136ZM17 236H18V238L20 237H22V235L20 236V234H18V235H16L15 237L17 238ZM27 237L28 236H30V235H26ZM132 236V235H131ZM174 236V235H173ZM11 237V236H10ZM172 237V236H171ZM177 237V236H176ZM175 237V238H176ZM223 237V236H222ZM5 237L3 236V239H4ZM41 238V237H40ZM173 238V237H172ZM1 239V238H0ZM22 239V238H21ZM24 239H25V237H24ZM35 239V238H34ZM33 239V241L35 242V240ZM37 239H38V236H37ZM150 239V238H149ZM174 239V238H173ZM19 240V239H18ZM17 241V240H16ZM21 241V240H20ZM29 241V240H28ZM41 241V240H40ZM43 241V240H42ZM21 242H24V241H21ZM9 243H11L12 244V242H9ZM15 243V242H14ZM30 243H31V241H30ZM142 243V242H141ZM26 244V243H25ZM28 244V243H27ZM18 246L20 245V243L19 244H17ZM147 245V244H146ZM181 245V246H180ZM226 245V244H225ZM15 246V245H14ZM17 246V247H18ZM20 246H23L22 244L20 245ZM17 247L15 246V248H16V250H17ZM26 247V246H25ZM28 247H31V246H28ZM136 247V246H135ZM144 247V246H143ZM2 248V247H1ZM3 248H6V249H8L7 247H6V245H5V247H3ZM10 249L12 248V247H9ZM148 248V247H147ZM21 249H22V247H21ZM29 249H31V248H29ZM1 250V249H0ZM4 250H2V252H3ZM9 251H11L12 253H13V255H14V250L12 251V250H9ZM1 252V251H0ZM10 252V253H11ZM22 252V251H21ZM21 252H19V253H21ZM30 252V251H29ZM32 252V251H31ZM35 252V251H34ZM142 252V251H141ZM146 252V251H145ZM155 252V251H154ZM9 253V254H10ZM128 253V252H127ZM140 253V252H139ZM8 254V253H7ZM23 254H25L24 252H23ZM32 254V253H31ZM34 254V253H33ZM33 254L31 255V256H29V258L30 257H32L33 256ZM7 256V255H6ZM17 257H19L18 255H17ZM16 257V258H17ZM25 257V256H24ZM37 257V256H36ZM36 257H33L32 259H34L37 263L39 262V264H41L40 263V261H37V259H36ZM41 257V256H40ZM129 257V256H128ZM142 257V256H141ZM14 258V257H13ZM20 258V257H19ZM19 258H17V259H19ZM49 258V257H48ZM138 258V257H137ZM167 258V257H166ZM7 259V258H6ZM9 259V258H8ZM17 259H12L13 261H14V263L12 262L11 264H22V262L23 261H18ZM53 259V258H52ZM60 259V258H59ZM120 259V258H119ZM140 259V258H139ZM5 260V259H4ZM10 260V259H9ZM26 261H27V259H26ZM120 262H121V259L119 260ZM119 261H117V262H119ZM125 261V260H124ZM133 261V260H132ZM10 262V261H9ZM47 262H49V261H47ZM170 262V261H169ZM172 262V261H171ZM27 263H30L31 264V262H28L27 261ZM26 262H25V264H27ZM46 263V262H45ZM174 263V262H173ZM35 264V263H34ZM43 264V263H42ZM52 264H53V262H52ZM56 264V263H55ZM123 264V263H122Z\"/></svg>","mask_w":264,"mask_h":264}]
</instances>
